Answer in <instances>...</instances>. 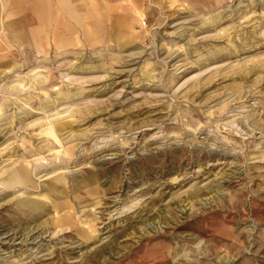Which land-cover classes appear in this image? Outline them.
<instances>
[{"label":"rangeland","instance_id":"374dc122","mask_svg":"<svg viewBox=\"0 0 264 264\" xmlns=\"http://www.w3.org/2000/svg\"><path fill=\"white\" fill-rule=\"evenodd\" d=\"M109 15L0 67V264H264V0Z\"/></svg>","mask_w":264,"mask_h":264},{"label":"crops","instance_id":"0c3cea01","mask_svg":"<svg viewBox=\"0 0 264 264\" xmlns=\"http://www.w3.org/2000/svg\"><path fill=\"white\" fill-rule=\"evenodd\" d=\"M109 1L0 0V67L7 70L15 54L70 53L78 35L108 31Z\"/></svg>","mask_w":264,"mask_h":264},{"label":"bare ground","instance_id":"6f19581e","mask_svg":"<svg viewBox=\"0 0 264 264\" xmlns=\"http://www.w3.org/2000/svg\"><path fill=\"white\" fill-rule=\"evenodd\" d=\"M57 90V89H56ZM52 132H53V130H52ZM54 133V132H53ZM22 177H24L23 175H21ZM20 178V177H19ZM21 181V180H20ZM135 206V205H134Z\"/></svg>","mask_w":264,"mask_h":264},{"label":"built area","instance_id":"2783aa9c","mask_svg":"<svg viewBox=\"0 0 264 264\" xmlns=\"http://www.w3.org/2000/svg\"><path fill=\"white\" fill-rule=\"evenodd\" d=\"M144 25H145V23H144Z\"/></svg>","mask_w":264,"mask_h":264}]
</instances>
